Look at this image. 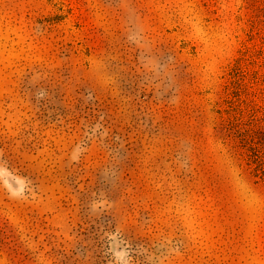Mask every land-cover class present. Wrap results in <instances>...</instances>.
Wrapping results in <instances>:
<instances>
[{
	"label": "rangeland",
	"instance_id": "1",
	"mask_svg": "<svg viewBox=\"0 0 264 264\" xmlns=\"http://www.w3.org/2000/svg\"><path fill=\"white\" fill-rule=\"evenodd\" d=\"M0 264H264V0H0Z\"/></svg>",
	"mask_w": 264,
	"mask_h": 264
}]
</instances>
